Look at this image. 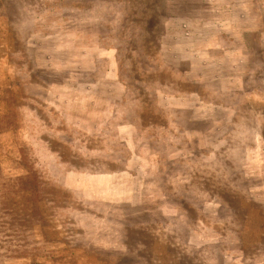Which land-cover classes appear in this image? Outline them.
Segmentation results:
<instances>
[{
  "label": "rangeland",
  "instance_id": "1",
  "mask_svg": "<svg viewBox=\"0 0 264 264\" xmlns=\"http://www.w3.org/2000/svg\"><path fill=\"white\" fill-rule=\"evenodd\" d=\"M0 264H264V0H0Z\"/></svg>",
  "mask_w": 264,
  "mask_h": 264
},
{
  "label": "bare ground",
  "instance_id": "2",
  "mask_svg": "<svg viewBox=\"0 0 264 264\" xmlns=\"http://www.w3.org/2000/svg\"><path fill=\"white\" fill-rule=\"evenodd\" d=\"M123 113V112H122Z\"/></svg>",
  "mask_w": 264,
  "mask_h": 264
}]
</instances>
